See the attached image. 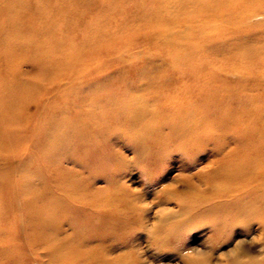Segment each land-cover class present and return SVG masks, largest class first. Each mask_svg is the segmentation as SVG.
<instances>
[{
    "label": "bare ground",
    "instance_id": "obj_1",
    "mask_svg": "<svg viewBox=\"0 0 264 264\" xmlns=\"http://www.w3.org/2000/svg\"><path fill=\"white\" fill-rule=\"evenodd\" d=\"M138 132L143 157L212 154L264 229V0H0V264H135L89 245L121 203L97 165Z\"/></svg>",
    "mask_w": 264,
    "mask_h": 264
},
{
    "label": "rangeland",
    "instance_id": "obj_2",
    "mask_svg": "<svg viewBox=\"0 0 264 264\" xmlns=\"http://www.w3.org/2000/svg\"><path fill=\"white\" fill-rule=\"evenodd\" d=\"M159 63L168 64V60ZM22 69L31 73L33 66L26 63ZM184 81L180 90L186 87ZM25 113L28 121H34L36 104H29ZM138 134L131 135L129 141L116 137L113 152L121 158L104 150L110 156L97 165L95 190L105 191L112 185L111 195L121 203L112 220L94 224L97 233L89 247L113 261L123 258L135 264H258L264 260L261 220L250 212L239 215L235 211L232 205L240 200L238 191H229L218 177L221 172L209 166L213 155L193 162L192 157L186 159L177 151L149 157V149L144 148L143 157L131 144ZM104 164L108 167H102ZM15 244L22 252L23 240L18 238ZM23 254L29 256L26 248ZM36 259L32 264H49L41 251Z\"/></svg>",
    "mask_w": 264,
    "mask_h": 264
}]
</instances>
